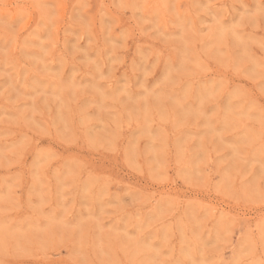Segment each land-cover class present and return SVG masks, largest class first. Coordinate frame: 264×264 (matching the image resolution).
<instances>
[{
    "label": "rangeland",
    "instance_id": "1",
    "mask_svg": "<svg viewBox=\"0 0 264 264\" xmlns=\"http://www.w3.org/2000/svg\"><path fill=\"white\" fill-rule=\"evenodd\" d=\"M0 264H264V0H0Z\"/></svg>",
    "mask_w": 264,
    "mask_h": 264
}]
</instances>
